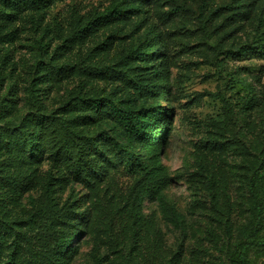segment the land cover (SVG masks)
Returning a JSON list of instances; mask_svg holds the SVG:
<instances>
[{"label": "trees", "instance_id": "trees-1", "mask_svg": "<svg viewBox=\"0 0 264 264\" xmlns=\"http://www.w3.org/2000/svg\"><path fill=\"white\" fill-rule=\"evenodd\" d=\"M55 1L0 0V35L15 33V24L22 19L42 25ZM72 22L76 23L63 45L91 36L99 41L91 52L109 50L115 41L121 50L112 61L102 59L78 71L75 64L39 58L24 97L12 83L9 92L14 97L7 102L0 99V264H72L79 252L74 241L90 230L93 214L92 207L82 209L76 198L64 199L62 190L78 183L92 194L111 171L120 169L133 179L128 215L119 223L124 222L128 230L119 249L121 264H184L183 251L161 253L162 231L144 211L145 201L162 199L172 182L160 158L174 114L172 107L163 105L171 88L163 32L175 25L212 47L222 32L239 31L249 23L252 39L225 48L217 41L214 47L226 57L264 58V0H110L104 10L74 17ZM99 35L102 38L97 39ZM126 40L130 41L124 45ZM38 48L44 51L41 43ZM82 72L88 77L80 78L56 109L50 108L46 102L50 89L58 86L60 78ZM99 81L111 83L112 88L108 91L97 85ZM263 104L252 89L241 97L238 109L229 103L226 109L232 114L239 110L246 117ZM220 147L238 150L243 156L236 180L252 223L260 227L264 155L254 156L240 137ZM198 159L215 203L217 194L223 193L217 172L203 156ZM224 195V203L231 208L230 193L224 191ZM169 209L180 216L175 206ZM253 245L264 246V238L245 241L235 264H250L248 250ZM102 262L95 257L94 264Z\"/></svg>", "mask_w": 264, "mask_h": 264}, {"label": "rangeland", "instance_id": "rangeland-1", "mask_svg": "<svg viewBox=\"0 0 264 264\" xmlns=\"http://www.w3.org/2000/svg\"><path fill=\"white\" fill-rule=\"evenodd\" d=\"M109 4L110 0H56L47 9L42 25L36 20L22 19L15 24V33L0 35V99L7 102L14 97L9 92L12 83L24 97L25 84L39 58L48 62L53 58L59 65L75 64L77 71L87 64L100 63L102 59L114 60L120 48L117 41L104 52L101 46L99 49L103 53L91 52L99 42L91 36L72 46L63 45V38L71 34L76 23L72 22L74 17H87ZM251 28L246 23L239 31L222 32L215 42L211 40L212 47L202 44L190 32L178 30L175 25L170 29L165 27L163 32V40L169 48L167 61L171 83L163 105L172 107L174 114L160 158L172 182L162 199L145 201L144 211L149 222L162 231L161 253L183 251L184 264H235L245 241L264 238V220L260 227L252 223L251 211L245 204L247 199L241 195L240 182L236 180L242 172L243 156L238 150L220 147L223 142L240 137L250 145L254 156L264 155V104L252 108L246 117L239 110L232 114L226 105H237L238 109L241 97L252 89L264 101V58L226 57L218 51L219 47H214L217 41L223 48L237 47L252 39ZM100 35L96 38H102ZM39 43L44 51L38 48ZM105 48L108 45L105 44ZM82 77L88 76L82 72L60 78L58 86L50 89L46 101L49 107L56 109ZM97 85L108 91L112 88L107 81H99ZM200 156L205 163H212L223 189L221 195L217 194L215 203L207 191L205 176L200 173ZM47 167L49 164L45 169ZM132 182V176L120 169L111 171L101 182L100 190L92 194L88 187L78 183H70L62 190L64 199L76 198L82 209L92 207L93 214L90 230L74 241L79 252L72 264H94L95 257L105 264L122 263L119 249L128 230L124 222L119 223L128 215ZM224 191L231 195L234 203L231 208L224 203ZM171 205L175 206L179 217L172 214ZM248 258L250 264H264V246L249 247Z\"/></svg>", "mask_w": 264, "mask_h": 264}]
</instances>
